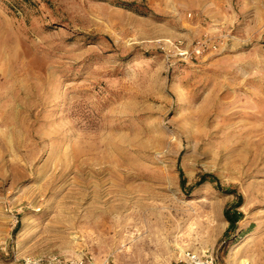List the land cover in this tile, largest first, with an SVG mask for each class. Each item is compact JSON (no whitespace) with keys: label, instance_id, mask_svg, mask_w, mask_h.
Returning <instances> with one entry per match:
<instances>
[{"label":"rangeland","instance_id":"obj_1","mask_svg":"<svg viewBox=\"0 0 264 264\" xmlns=\"http://www.w3.org/2000/svg\"><path fill=\"white\" fill-rule=\"evenodd\" d=\"M205 249L264 264V0H0V264Z\"/></svg>","mask_w":264,"mask_h":264},{"label":"built area","instance_id":"obj_2","mask_svg":"<svg viewBox=\"0 0 264 264\" xmlns=\"http://www.w3.org/2000/svg\"><path fill=\"white\" fill-rule=\"evenodd\" d=\"M203 42L196 45V53H199ZM20 264H110L107 259L98 261L90 253H82L76 256H67L57 253H48L40 255H29L21 259ZM176 264H217L216 254L213 250L205 249L202 251H183Z\"/></svg>","mask_w":264,"mask_h":264},{"label":"trees","instance_id":"obj_3","mask_svg":"<svg viewBox=\"0 0 264 264\" xmlns=\"http://www.w3.org/2000/svg\"><path fill=\"white\" fill-rule=\"evenodd\" d=\"M179 176H180V182H181V184L183 185L184 184V179H183V177H182V173L180 172L179 173ZM200 184L201 183H204V182H213V177L211 176V175H202L201 177H200V180L198 181ZM224 216H225V218H226V220L228 221V223H229V226H233V224H235V219H233V218H231L229 215H228V213H227V211H224Z\"/></svg>","mask_w":264,"mask_h":264},{"label":"crops","instance_id":"obj_4","mask_svg":"<svg viewBox=\"0 0 264 264\" xmlns=\"http://www.w3.org/2000/svg\"><path fill=\"white\" fill-rule=\"evenodd\" d=\"M192 251H194V250H192ZM180 254H181V253H179L178 255H180ZM177 258H178V257H177ZM177 258H176V259H177ZM176 259H175V260H176ZM175 262H176V261H175Z\"/></svg>","mask_w":264,"mask_h":264}]
</instances>
